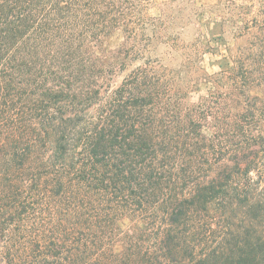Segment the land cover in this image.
<instances>
[{"label": "trees", "instance_id": "16d2710c", "mask_svg": "<svg viewBox=\"0 0 264 264\" xmlns=\"http://www.w3.org/2000/svg\"><path fill=\"white\" fill-rule=\"evenodd\" d=\"M216 14L230 40L192 102L138 0H0L2 258L42 207L74 264H264V0Z\"/></svg>", "mask_w": 264, "mask_h": 264}, {"label": "rangeland", "instance_id": "374dc122", "mask_svg": "<svg viewBox=\"0 0 264 264\" xmlns=\"http://www.w3.org/2000/svg\"><path fill=\"white\" fill-rule=\"evenodd\" d=\"M142 10L157 26L158 38L150 45L146 58L157 60L164 66L182 71L196 87L189 93L192 102L206 93L201 80L219 70L220 55L226 41L230 40V28L224 31L216 14L219 0H138ZM147 35H153L148 27ZM119 36L117 42L123 41ZM142 60L133 62V66ZM185 67V68H184ZM121 78H117L119 82ZM33 220H25L14 232L5 233L9 242V257L0 264H74V241L70 236H60L58 220L38 207ZM125 232L132 229L130 222L116 225Z\"/></svg>", "mask_w": 264, "mask_h": 264}]
</instances>
